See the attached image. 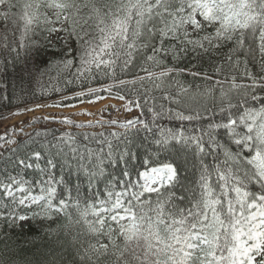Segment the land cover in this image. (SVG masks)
<instances>
[{"label":"snow or ice","instance_id":"snow-or-ice-1","mask_svg":"<svg viewBox=\"0 0 264 264\" xmlns=\"http://www.w3.org/2000/svg\"><path fill=\"white\" fill-rule=\"evenodd\" d=\"M0 21L4 68L19 65L21 84L49 77L36 109L107 93L145 117L45 115L101 131H37L34 146L13 126L0 222L63 216L79 228L72 264H264V0H0ZM141 132L155 146L143 159Z\"/></svg>","mask_w":264,"mask_h":264},{"label":"trees","instance_id":"trees-1","mask_svg":"<svg viewBox=\"0 0 264 264\" xmlns=\"http://www.w3.org/2000/svg\"><path fill=\"white\" fill-rule=\"evenodd\" d=\"M4 22L0 21V36L4 35L3 32ZM8 37L12 39L11 29L9 25ZM187 63V61H185ZM193 63H196L193 61ZM20 66L18 65L13 69L9 64L7 69L4 68L2 58H0V116L6 117L8 113L14 109H18L24 104L19 102V97L24 96V99L28 104L37 103L42 101L40 99L41 86L46 85L49 77L44 75L43 77L36 75L34 79L28 82L25 76V83L21 84L20 81ZM55 76L56 73L52 72ZM185 83L191 82L192 77L185 76L180 78ZM195 83H201L197 80ZM30 88L35 91V98L31 93H22L21 88ZM161 95V93H157ZM7 97V99H6ZM51 99H56L52 96ZM77 102V101H71ZM70 102V103H71ZM140 118H145L140 112ZM4 119V118H2ZM1 120V119H0ZM78 123V122H77ZM159 124L165 128H175L179 125L178 121L162 119ZM33 129L29 131L23 138L18 139L21 142H25L31 145L29 135L31 134L33 139L37 140V143L43 141V137L36 138L35 132L49 131V139H51V133L59 136L66 131H72L73 133L82 132L76 128L71 129H59L56 126H49L46 120L42 118L32 122ZM108 131H114L109 130ZM87 132H95L89 130H83ZM101 131V130H99ZM97 131V132H99ZM135 144L139 146L134 148V151H138L141 159H143L146 152L154 150L155 146L150 147V141L144 140V133H140L135 139ZM14 147V146H13ZM7 155V153H5ZM122 167V166H121ZM111 171V169H109ZM73 183H76L75 177L71 178ZM102 187V185H101ZM84 190H87V182L82 185ZM25 214V213H21ZM28 219L25 224L17 221L15 227H8L6 223L0 222V258L5 259L9 264H45L46 261L57 260L62 264H72L74 259H78L75 255V249L72 247L73 237L79 231L78 226H70L68 228L61 227L67 224V220L63 216L56 217L54 220H44L40 217L32 218V214L27 213Z\"/></svg>","mask_w":264,"mask_h":264},{"label":"rangeland","instance_id":"rangeland-1","mask_svg":"<svg viewBox=\"0 0 264 264\" xmlns=\"http://www.w3.org/2000/svg\"><path fill=\"white\" fill-rule=\"evenodd\" d=\"M104 97L102 99L96 100L95 103H80L79 101L73 103L75 107H65V108H42L36 109L35 105L37 103L28 104V107L35 109L32 112H24V106H21L19 111L20 115L11 116L10 113L17 111L14 109L8 113V115L0 120V136H3L6 132L11 134V130L13 126L15 127L16 135L15 139H19L24 132H29L31 129L30 123L35 121L36 118H42L45 115H51L54 117L68 116L75 122H87L93 119H118L120 121H124L126 119H134L139 115V110L133 109L132 112H126L122 105L125 103L124 101H120L114 98H108V94L104 93ZM74 101V100H73ZM51 102V100H49ZM71 101H69L70 103ZM108 106V107H106ZM90 112L94 115H77L80 112ZM48 124H57L58 122L47 121ZM59 128H67L68 125L57 124ZM114 128V127H113ZM91 130H99L100 128H90ZM118 129V128H116ZM121 130V129H119ZM3 142L0 141V144ZM21 223H24L21 222Z\"/></svg>","mask_w":264,"mask_h":264}]
</instances>
